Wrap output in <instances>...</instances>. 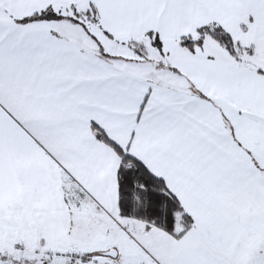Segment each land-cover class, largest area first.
Wrapping results in <instances>:
<instances>
[{
  "label": "snow or ice",
  "instance_id": "1",
  "mask_svg": "<svg viewBox=\"0 0 264 264\" xmlns=\"http://www.w3.org/2000/svg\"><path fill=\"white\" fill-rule=\"evenodd\" d=\"M0 264H264V0H0Z\"/></svg>",
  "mask_w": 264,
  "mask_h": 264
}]
</instances>
